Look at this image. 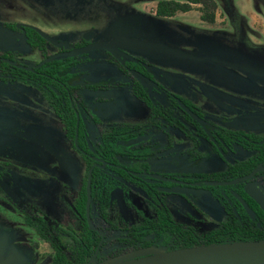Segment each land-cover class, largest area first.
Instances as JSON below:
<instances>
[{
	"label": "flooded vegetation",
	"instance_id": "af4514ba",
	"mask_svg": "<svg viewBox=\"0 0 264 264\" xmlns=\"http://www.w3.org/2000/svg\"><path fill=\"white\" fill-rule=\"evenodd\" d=\"M34 28L0 22V264H32L40 248L44 264L171 251L181 232L232 218L264 229L248 193L264 195V94L233 100L215 81L238 88L237 77L182 70L159 52L78 51L123 38L165 45L138 21L96 37Z\"/></svg>",
	"mask_w": 264,
	"mask_h": 264
},
{
	"label": "rangeland",
	"instance_id": "374dc122",
	"mask_svg": "<svg viewBox=\"0 0 264 264\" xmlns=\"http://www.w3.org/2000/svg\"><path fill=\"white\" fill-rule=\"evenodd\" d=\"M217 5L216 19L214 24L209 25L203 23L199 19V13L197 7L187 13H177L174 17L166 20L159 21L153 18L156 0H108L107 8L111 10H120L127 6L128 13L126 15L138 14L139 17L147 18L150 22L151 33L147 36L149 38H156L165 45H176V49H180L185 53L195 55L199 51V46L194 43V39L189 41L181 38L172 37L170 29H174L176 32L185 33L183 29L189 30H204L209 32L201 40L211 42V44L219 49L228 48L231 50V45L226 41V35H233L234 23L237 17H241L243 20V27L246 36L252 44L264 46V0H214ZM28 3L21 0H0V22L19 21L21 23H31L39 31L43 32L47 36H67L69 38H75L81 35L96 37L105 33H114L115 27L122 18V14L116 13L115 19H111V14L104 11L101 16L96 18L90 15L89 12L83 13L82 8L78 3L77 8L71 10V14H61L57 10L47 9L48 7L39 4L38 2ZM259 20V21H258ZM168 30V31H167ZM186 30V29H185ZM240 56L243 57L246 52L243 49H239ZM26 59L38 60V57L25 56ZM209 59V58H208ZM210 60V61H209ZM205 65L194 64L193 62H187L185 60H175L182 67V70H213L218 72H225L223 76L237 77L235 83L238 84V88L231 84V80L228 81H215L216 83L228 84L222 85L223 88H227V96L233 100H241L240 98H246L247 93L254 89L261 94H264V87L257 86L246 74H240L232 67L218 65L214 63V59H209ZM238 62H232V65H237ZM223 70V71H220ZM222 76V75H218ZM222 76V77H223ZM232 85V86H231ZM242 87V88H241ZM235 89V90H233ZM229 92H236L240 95L237 97L229 96ZM205 93V92H204ZM204 98V97H203ZM11 223H15L20 228L18 241L27 243L32 240L31 233L21 226L20 220L17 218H9ZM23 250V249H22ZM47 250L40 248L33 253L36 259L32 264H44L46 259L44 256L47 254ZM24 253V250H23ZM17 257V253L15 254ZM15 262L20 263L19 257ZM14 262V263H15Z\"/></svg>",
	"mask_w": 264,
	"mask_h": 264
},
{
	"label": "trees",
	"instance_id": "16d2710c",
	"mask_svg": "<svg viewBox=\"0 0 264 264\" xmlns=\"http://www.w3.org/2000/svg\"><path fill=\"white\" fill-rule=\"evenodd\" d=\"M26 3L38 2L49 9L57 10L62 15L71 14V10L77 8L78 3L81 4L83 13L89 12L93 17L101 16L104 11L111 14V19H115L116 13L126 15L128 13L127 6L120 10H111L107 8L108 0H21ZM196 6L199 13V19L201 22L212 25L216 19L217 5L214 0H156L154 16L155 20L166 21L174 17L177 13H187ZM186 29V30H185ZM183 29L185 33L176 32L174 29H170L172 37L185 39L187 41L194 39V43L199 46V51L193 55L194 59H182L176 56H171L170 59L185 60L187 62H193L194 64L205 65L209 59H214L215 64L235 66L239 70H251L252 68L264 73V46L255 45L250 42L246 36L243 20L241 17H237L234 23L233 35H226V41L230 44L231 50L228 48L219 49L206 40H201L202 37L208 35L209 32L204 30H189ZM168 31V30H167ZM31 34L35 35L37 40L41 43L44 40L33 30H28ZM36 42V45L38 44ZM176 48L174 44H171ZM245 50L246 54L241 57L239 49ZM209 58V59H208ZM210 61V60H209ZM238 62L237 65H232V62ZM248 75L252 82L257 84H264V77L262 75L254 74L252 72H244ZM264 219V216H263ZM263 219L259 220L262 221ZM258 222V219L255 220ZM177 249L190 248L199 245L208 244H222L232 243L240 241H257L264 240V229L258 228L255 224H245L244 220L239 221L235 218L227 219L218 228L212 229L209 232L202 233L200 235H192L190 233H180Z\"/></svg>",
	"mask_w": 264,
	"mask_h": 264
},
{
	"label": "water",
	"instance_id": "95a60500",
	"mask_svg": "<svg viewBox=\"0 0 264 264\" xmlns=\"http://www.w3.org/2000/svg\"><path fill=\"white\" fill-rule=\"evenodd\" d=\"M126 21H138L140 27L144 25L151 30V24L147 18L126 17L121 20L119 24L123 25ZM34 30L44 39L48 38L46 34L39 31L37 28H34ZM117 45L142 53L159 52L182 59H194L192 54L185 53L180 49L167 45L146 43L124 38L117 39L113 44L102 42L90 44L80 48L78 51L89 52L93 49H105L109 52H114ZM247 69H251L253 72L257 73L255 69ZM255 171L256 170H254V172ZM248 193L259 203L264 211V195L256 190H248ZM93 264H264V240L208 244L171 251L147 248L113 258L103 263Z\"/></svg>",
	"mask_w": 264,
	"mask_h": 264
},
{
	"label": "crops",
	"instance_id": "0c3cea01",
	"mask_svg": "<svg viewBox=\"0 0 264 264\" xmlns=\"http://www.w3.org/2000/svg\"><path fill=\"white\" fill-rule=\"evenodd\" d=\"M259 21V20H258Z\"/></svg>",
	"mask_w": 264,
	"mask_h": 264
}]
</instances>
